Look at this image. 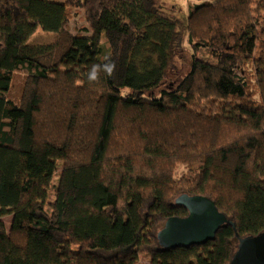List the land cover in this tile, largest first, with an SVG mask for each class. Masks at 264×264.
Returning <instances> with one entry per match:
<instances>
[{"label":"trees","instance_id":"16d2710c","mask_svg":"<svg viewBox=\"0 0 264 264\" xmlns=\"http://www.w3.org/2000/svg\"><path fill=\"white\" fill-rule=\"evenodd\" d=\"M174 16L157 0H0V264H230L264 232V0ZM40 29L54 40L30 43ZM193 197L227 223L164 247Z\"/></svg>","mask_w":264,"mask_h":264},{"label":"water","instance_id":"95a60500","mask_svg":"<svg viewBox=\"0 0 264 264\" xmlns=\"http://www.w3.org/2000/svg\"><path fill=\"white\" fill-rule=\"evenodd\" d=\"M183 204L190 212L189 217L168 220L159 235L160 243L168 249L212 241L227 223L209 199L187 198ZM230 264H264V232L240 240Z\"/></svg>","mask_w":264,"mask_h":264},{"label":"rangeland","instance_id":"374dc122","mask_svg":"<svg viewBox=\"0 0 264 264\" xmlns=\"http://www.w3.org/2000/svg\"><path fill=\"white\" fill-rule=\"evenodd\" d=\"M57 1L63 2L64 0H57ZM205 1L212 2V1H216V0H157V2L159 3V5L161 7H166L168 9V11L173 16L176 15L177 19H179L180 21H182L184 23H187V18L189 15V7L191 5L200 4V3H203ZM73 12H72L73 17H72L71 21L68 23V30L75 34L76 32L79 31V29L82 30V28L86 24L83 21V17L81 14H75L74 15ZM77 13H80V12L78 11ZM178 27H179V40L180 41L178 42L179 47L175 51L176 54L174 55V57H176V59H174V63L179 68V74L182 77V75L185 74L184 72L188 70V66H189V64H191L192 57H191V53L189 52V50L183 49V46L186 45L185 38H184V30H182L180 28V25ZM54 38H55L54 35L46 33L40 29L31 38L30 43H32V44L50 43L51 41L54 40ZM204 53H206V51H202V52L197 53V55H196L197 58H204L205 57ZM208 60H211V59L208 58ZM61 171H62V168L59 167L57 169V172H56V178L54 179V181L56 183L59 182V178L61 176ZM52 189H55V188L53 187ZM11 220H12L11 217L5 218V221H6L8 228L10 227ZM139 264H149V262L147 259L141 258Z\"/></svg>","mask_w":264,"mask_h":264}]
</instances>
